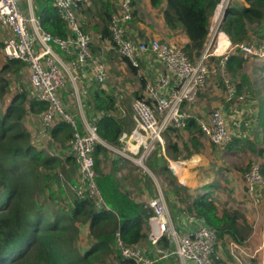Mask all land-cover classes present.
<instances>
[{"label": "trees", "instance_id": "1", "mask_svg": "<svg viewBox=\"0 0 264 264\" xmlns=\"http://www.w3.org/2000/svg\"><path fill=\"white\" fill-rule=\"evenodd\" d=\"M32 1L35 16L45 32L63 40L71 36L67 23L55 7V0ZM79 1V16L84 32L100 36L118 53L110 30L116 14L113 9L115 0ZM148 1L152 8L162 13L170 31H181L188 37L189 42L182 49L188 60L196 65L208 44L212 17L223 0ZM231 1L220 31L228 36L233 46L253 41L264 42V0ZM87 3L90 5L87 6ZM143 3L144 0H132L131 21L138 19ZM82 16L88 20L84 21ZM3 46L0 42V52ZM91 50L95 56L102 58L99 46L93 42ZM57 51L61 53L58 47ZM116 55L122 56L120 53ZM121 58L128 64L129 70L136 74L137 69L125 57ZM246 59L244 56H231L225 65L228 73L235 78L239 76V82L235 84L236 94H241L244 89L254 94L249 77L242 73ZM216 62L220 63L221 60ZM26 70V63L6 57L0 68V264H107L109 261L114 264H134L122 256L116 235L119 234L124 246L142 247L149 231L152 209L147 203L136 201L114 172H105L103 166L109 160L110 152L102 144L96 145L94 167L97 185L109 209L100 211L89 196L78 197L73 190L71 193L64 188L61 175L73 184L77 182L73 176L78 171V165L69 144L73 128L60 120L47 129L49 146L58 147L57 155L34 143L33 135L26 126L27 117L40 115L48 106L32 99L31 89L19 81ZM262 72L264 74V66ZM14 79L18 80L19 89L6 104ZM141 84L142 90L146 83L142 80ZM134 98L145 97L138 91L134 93ZM258 101L256 141L254 144L249 141L245 144L264 160V97ZM86 102L94 115L102 114L97 122L100 139L109 146L121 147V135L130 132L135 125L132 114L127 112L123 115L119 112L118 98L107 92L103 84L95 83L89 88ZM181 131L188 134L187 142H182ZM164 138L167 143L166 155L173 161L189 159L205 147L197 118H189L182 129H167ZM233 141L224 149L230 150ZM251 166L243 171L244 175ZM258 166L264 181V163ZM147 167L167 184L165 199L173 216L176 210L188 213L214 230L217 236L213 258L215 264H222L217 258L220 243L231 241L237 246L247 243L253 227L240 211H222L215 193L210 190L211 186L204 187L201 193L193 194L188 187L177 182L167 168V160L159 156L158 152L152 154ZM143 177L149 184L148 175L142 174ZM53 185L65 197L60 201L59 208L49 211L41 197L53 200L56 195ZM148 188L151 189L150 186ZM83 228L87 229L86 238L91 243L82 248ZM158 247L172 250L165 238Z\"/></svg>", "mask_w": 264, "mask_h": 264}, {"label": "built area", "instance_id": "2", "mask_svg": "<svg viewBox=\"0 0 264 264\" xmlns=\"http://www.w3.org/2000/svg\"><path fill=\"white\" fill-rule=\"evenodd\" d=\"M132 0H122L120 14H115L110 27L118 53L125 57L133 67H139L140 56L151 53L164 63L168 74L160 77L156 86L147 84V97L135 99L132 105L134 127L120 137L121 150L109 146L98 136L97 122L102 114L94 115L91 121L84 119L83 127L69 112L62 101L61 92L71 85L78 106L82 109L83 100L88 96V87L83 84L87 74L96 83L104 84L108 78L103 61L91 50L92 38L84 32L79 16V0H55L61 18L67 23L71 36L66 39L53 38L45 32L34 13L32 0H27L26 9L22 0H0V42L2 52L9 60L26 63L29 71L30 97L47 104V109L39 115L42 132H46L57 121H65L73 128L70 149L78 165V179L71 186L78 197L85 195L93 199L95 207L108 210L99 187L95 172L94 152L97 144L113 149L151 173L146 162L155 151L167 160V168L179 177L181 163L166 155L164 132L169 128L182 129L190 115L181 110L182 104L192 102L198 91L204 87L209 77L205 63L216 55L217 50L206 46L200 61L193 65L177 44L162 43L158 40L135 43L127 38L126 24L131 20ZM57 47L61 53L57 51ZM240 53L251 60L264 63V44L255 41L239 43L221 55V67L228 58ZM226 99L232 101L236 96V85L225 82ZM168 89V90H167ZM203 135L219 149H224L233 135L227 128L221 110H213L208 121H200ZM247 192L256 205L261 203L260 192L264 189L259 166L253 165L244 175ZM153 215L149 219V231L142 247L124 246L117 234V245L122 256L134 264H155L160 259L176 257L182 264H215L217 236L214 230L199 222L189 231L175 228L164 194L159 190L157 196L147 203ZM194 219V217H193ZM165 238L172 250L159 249L156 256L147 255V250L158 247ZM234 244V243H232ZM235 245V244H234Z\"/></svg>", "mask_w": 264, "mask_h": 264}, {"label": "crops", "instance_id": "3", "mask_svg": "<svg viewBox=\"0 0 264 264\" xmlns=\"http://www.w3.org/2000/svg\"><path fill=\"white\" fill-rule=\"evenodd\" d=\"M84 2H88V0H82ZM122 0H115L113 4V9L115 10L116 14H120V5ZM242 1V0H238ZM33 2V1H32ZM27 4V0H26ZM23 5V4H22ZM90 4L87 3V6ZM26 7V5H24ZM26 9V8H25ZM82 19L84 21L88 20L87 17H83ZM222 33V34H221ZM126 34L127 38L135 43H141V42H151L152 40H158L162 43H170V44H177L180 47H184L188 42V37L181 31L172 32L170 31L163 19V15L159 10H156L152 8L148 0H144V3L141 7V12L138 15V19L135 21H129L126 24ZM225 36L228 40L227 47L223 49L222 52L219 53V49H221V36ZM94 43L99 46L100 49V56L103 57L106 61H115L118 60L119 56H117L116 51H113L112 46L108 43V41L101 40L100 36H96V39L94 40ZM233 45L231 44L228 36L219 31L217 41L215 44V50H217L216 55L211 57L209 64L211 67H215L217 64L220 65V63H217L216 60H221V55L231 49ZM234 56H244L240 53L235 54ZM246 59V65L253 60L249 59L248 57L244 56ZM121 58V56H120ZM122 59V58H121ZM214 60V61H213ZM245 65V64H244ZM137 73L133 74V76L138 77V81L140 83V89L142 87L141 81H145V85L154 83L157 85L160 77H162L165 74H168L167 67L164 65L162 61H160L156 55L151 53H144L140 56L139 59V67L136 68ZM222 69H224L222 67ZM213 71V70H212ZM247 72V71H246ZM246 75L249 77L251 84L253 85V79L251 77L250 72L246 73ZM96 82L92 77H90L89 74L83 77V84L89 88H91L92 85H94ZM104 89L107 92L113 93L112 87H105ZM210 88V87H209ZM138 90H134L132 92L133 98L134 93L138 92ZM168 90V89H167ZM254 90V89H253ZM61 98L62 101L67 106V109L69 112H71L79 121V125L82 128L84 119L87 121H91L92 117L94 116V112L91 110L90 106L87 104L86 99L83 100L82 103V109L78 106L75 94L73 93V90L71 88L70 84H67V86L62 90L61 92ZM114 94V93H113ZM141 94L144 96V93L141 92ZM118 98V96H116ZM137 99V98H135ZM260 98L255 94H250L246 89L242 91L241 94H236V96L232 99V101H227L226 99V89L223 90L222 86L218 84H213L210 88V90L207 93H202L199 97L195 98L192 102H189L185 106L186 112L190 115L191 118H197L199 121H208L210 116V110H221L225 116L227 128L229 132L233 135V145L231 150L235 148L236 151L242 153L243 152H249L251 153V149L248 147L247 141L250 143H255V135L257 132V115H258V104ZM118 110L122 111V109L119 106V100H118ZM211 111V112H212ZM82 114L84 115V119L82 118ZM133 117V116H132ZM35 118L38 120L39 128L41 127L39 115H29L27 117L26 125L31 124L32 119ZM28 128V127H27ZM42 131V128H41ZM33 136L35 135L34 132L30 131ZM181 140L182 142H187L189 140L188 134L186 132L181 131ZM208 140V138H207ZM180 142V143H182ZM208 146L212 145L210 141L208 140ZM203 143L206 144V137H203ZM215 147L214 145H212ZM205 147H207L205 145ZM208 148V147H207ZM217 148V147H215ZM110 152V150H109ZM228 152V151H227ZM230 153V152H229ZM231 153H235V151H232ZM209 153L203 152L201 150L198 153L193 154L189 159H183L184 161H192L195 164L198 170L191 171V174H187V163L182 162L180 167V174L179 177L175 176L177 182L185 187H188L190 183L200 184V186H211V191L215 192L220 186L226 187V184H222L216 181H212L211 184H208L207 179L204 178L203 174L201 172V168H204L203 165L211 163L210 160L207 158V155ZM213 158V157H212ZM216 158V157H215ZM217 159V158H216ZM118 160V161H117ZM182 160V159H181ZM181 160L176 162H181ZM108 161H111V169L106 168V163H104V170L106 173L114 172L116 174V177L122 181V184L125 189L129 190L132 194V197L141 203H148L151 199H153L155 196V175L151 170V173H146L150 179L149 184L147 183V180L144 178L142 179L141 172L133 171L128 168L127 165H131L124 156L120 154H115V156L111 157ZM119 162L118 164H116ZM128 163V164H127ZM184 167V168H183ZM235 170H232L230 172L224 171L228 182L233 185L237 186V188L243 186L244 182L243 180L238 178V175L235 173ZM145 173V172H144ZM194 174V175H193ZM194 176V177H193ZM160 177V176H158ZM236 177V180H235ZM162 178V177H160ZM239 181H238V180ZM164 183L163 178L161 179ZM166 186L167 184L164 183ZM220 185V186H219ZM148 186L151 187V189L148 188ZM204 186V187H206ZM232 187V186H231ZM189 189H192L188 187ZM204 189V188H203ZM203 189L199 190V193L203 191ZM151 190V191H150ZM246 190V188L244 189ZM191 191V190H190ZM194 192V191H191ZM246 194V193H244ZM260 199L261 203L259 205H255L254 202H252V198L249 196V198H244L242 196V199H237L238 202H243L242 206L245 207L246 212H243L240 209L235 210L240 211L243 215H245L246 219L250 221L251 223L255 224L256 220L261 217L262 218V224L264 225V189H261L260 192ZM249 200V202H248ZM253 207L258 210V214H253ZM233 207L230 206V204L227 205L226 209H232ZM171 213V212H170ZM173 224L176 229L182 230V231H189L194 229L197 224L200 222L195 217L193 219V216L181 212L179 210L175 211L174 216L171 214ZM252 220V221H251ZM257 223V222H256ZM259 225L258 227L255 226L253 228V232L251 234V237L254 236L255 238L258 237L259 240H262L264 237L261 235L264 233V226ZM250 237V238H251ZM231 242V241H229ZM250 242V239L247 241V243ZM264 242V241H263ZM247 243L244 245L246 246ZM144 246V244H143ZM243 246V247H244ZM145 247V246H144ZM159 249H162L160 247H155L153 250H147V255H150L151 257L156 256L157 251ZM259 257H261V260L264 262V243H262V246L257 249ZM257 253V252H256ZM236 255H232V252H227L226 250L220 248V251L217 250V258L222 261V264H231V259L235 258ZM252 258V257H251ZM238 261L239 259L236 258ZM252 260H249L248 262L243 264H251ZM155 264H182L181 260L176 257H170V258H164L160 259ZM241 264V263H239Z\"/></svg>", "mask_w": 264, "mask_h": 264}, {"label": "rangeland", "instance_id": "4", "mask_svg": "<svg viewBox=\"0 0 264 264\" xmlns=\"http://www.w3.org/2000/svg\"><path fill=\"white\" fill-rule=\"evenodd\" d=\"M230 2H232V1L231 0H223L222 3L220 4V6L218 7L219 9L216 10L215 14L212 17L210 36H209V41H208V45H211V48L215 49V44L217 41L218 33L220 31V25L223 21L224 11L226 10V8ZM22 3H23V5H22L23 8L25 9L24 5H26V0H22ZM90 36L92 38V42L94 43L96 36L93 35L92 33H90ZM255 42H257V41H255ZM261 44H264V42H262ZM4 57H5V55L3 54V52H0V68L2 66V62L4 61ZM100 59L103 61L104 65L107 69V73H108V78L105 81V83L103 84V86L112 87L114 95L118 96L119 106L122 109V111H119V112H122L123 115L124 114L126 115L127 112H130L133 116L132 105H133L135 98H133L132 92L134 90L140 89L139 88L140 83L138 81V77L133 76V73L128 68V64L126 62H124L120 58V56H119V58H117L118 60H115V61L114 60L113 61H106L103 57ZM205 65H206L207 69L209 70V77L207 78V81L204 84V87H202L198 91L195 98L199 97L202 93H207L214 83L218 84L219 86L221 85L223 90H224V89H226V87H225L226 81H230L234 84H237L239 82V76L235 78L231 73H228L226 71L225 67H224V69H222V67L219 66V64H217L215 67H211V66H209L208 62L205 63ZM263 66H264V63L261 62L260 60H253V62H251L250 64L248 63L246 65V63H245V65H243V70H242V73H244V74L250 72L251 77L253 79L252 89H254L253 91H255V94L259 98L264 97V85H263L264 74L262 72ZM19 81L25 87L30 88V80H29V71L28 70H26V73L22 77H20ZM11 85H12L11 93L5 102L6 104L9 103L10 98H12L14 96V94L16 93V91L19 89L18 80L14 79L12 81ZM152 85L156 86V84H154L153 82H152ZM146 86L144 87V89L139 90L142 93H144L145 98L147 97ZM188 103L189 102H185L184 104H182V106H181L182 111L186 112L185 106ZM211 111L212 110H210L209 112L211 113ZM31 123H32V125L28 124L26 126L28 127L29 131H32L35 134L33 136L34 143L38 147L45 148L46 151L48 149H50V151H52L53 153H55L57 155V153L59 151L58 147L53 145V146H51L53 148H51L49 146V140L50 139H49L47 133L42 132L41 127L40 128L38 127L39 126L38 120L33 118ZM78 123H79V121H78ZM203 137H204V135H203ZM208 143L209 142L206 138V144L205 145L208 148L203 147L202 150H203V152L209 153L207 155V158L211 159L210 160L211 163L203 165L204 168L200 169L201 170L200 173H202L204 178H206L207 181H209V182H207L208 184H211L212 181L214 180L217 182V184H219L218 182H220L222 184L224 183L227 185L226 187L219 185L220 187L214 192L216 195L215 197L217 198L218 204L220 206V209L222 211L224 209H226L228 204H230V206L233 207L232 209H234V207H235L236 209H240L243 212H246L245 207L242 206L243 202L237 201V199H239V197H240V199H242V196H243L244 198L247 199L250 196L247 192L243 171L246 170L247 167L250 165H252V166L253 165H257V166L261 165V163H264V160L261 159L253 151H251V153L243 152V151H242V153H240V152L236 151L237 149L235 150V148L233 150H231V149L227 150V148L226 149H219V148L213 147L212 145L208 146L209 145ZM117 148L119 150H121L122 145H121V147H117ZM232 151H235V153H231ZM117 153H118V151H115L113 149L110 150L111 157L115 156V154H117ZM151 157H152V155L148 158L146 165H148V161L150 160ZM128 161L131 164V165H127L130 170L136 171L135 169H137V170L140 169L138 172H141L142 174L148 173L142 167H140L138 164H136L130 160H128ZM182 162L187 163V166H186L187 174L188 173L191 174L192 173L191 171L194 172V170H198V168H195L196 167L195 165H198L199 163L194 165L193 161L191 163L190 161H184L183 159L181 160L180 163H182ZM106 168L107 169L112 168L111 161H107ZM232 170H235L236 171L235 173L238 175V178L240 180L241 179L243 180V182H244L243 186L237 188V186L234 185V188H233V185H231L228 182V179H227L228 176L226 177L224 171L230 172ZM73 177L75 180L78 179V171L75 174V176H73ZM161 179L162 178H160L158 176L155 177V179H154L155 185H156L155 191H154L155 196L158 194L159 190H161L165 196V189L166 188H165V185ZM235 180H236V177H235ZM61 184L64 186L65 189L69 190L71 193L73 192L72 188H71L73 183L70 182L67 178H64L62 175H61ZM206 185H204V186H206ZM204 186H200V184L197 185L193 182L188 185V187L192 188L190 190L194 191L192 193L195 195L199 192L200 189H203ZM245 188H246V190H244ZM53 189L56 193L53 200L48 199L46 196L41 197V199H42L41 201L45 204L47 210H49V211L59 208L60 201L65 197V196H62L58 192V187L56 185H53ZM244 193H246V194H244ZM248 202H249V200H248ZM252 202H254V201H252ZM257 212H258V210L253 207V214L256 215ZM247 222L253 228L255 226L258 227L259 225H261V226L263 225L261 217H259L256 220L257 223L254 222L255 224L251 223L248 220H247ZM86 234H87V229L83 228L81 237H82V239H84L83 240L84 242L81 245L82 248L88 246L91 243V240L86 238ZM261 235L264 237V233ZM250 237H251V235H250ZM250 237H249L250 242H248L247 245L244 247L243 246H237V245L232 244L229 241H226V242L220 243L217 250L220 251V248H222V249L226 250L227 252H232V255H236V257L234 259L233 258L231 259V261H230V263L232 262L231 264H239V263L243 264V263H246V261L248 262L249 260H252L251 264H264L263 260H261V257H259L258 251H256L257 249H259L260 246H262V243H264L263 242L264 238L262 240H259L258 237L257 238H255L254 236H252L251 238ZM236 258H238L239 261ZM107 264H114V262L109 261Z\"/></svg>", "mask_w": 264, "mask_h": 264}, {"label": "bare ground", "instance_id": "5", "mask_svg": "<svg viewBox=\"0 0 264 264\" xmlns=\"http://www.w3.org/2000/svg\"><path fill=\"white\" fill-rule=\"evenodd\" d=\"M219 9V8H218ZM222 34V33H221ZM227 45H229L228 44V40H227V38L225 37V36H221V49H219V53L220 52H222L223 51V49L225 48V47H227Z\"/></svg>", "mask_w": 264, "mask_h": 264}, {"label": "water", "instance_id": "6", "mask_svg": "<svg viewBox=\"0 0 264 264\" xmlns=\"http://www.w3.org/2000/svg\"><path fill=\"white\" fill-rule=\"evenodd\" d=\"M226 10L224 11V16H223V20L225 19V17H226Z\"/></svg>", "mask_w": 264, "mask_h": 264}, {"label": "clouds", "instance_id": "7", "mask_svg": "<svg viewBox=\"0 0 264 264\" xmlns=\"http://www.w3.org/2000/svg\"><path fill=\"white\" fill-rule=\"evenodd\" d=\"M219 6H220V5H219ZM219 6H218V7H219ZM217 9H218V8H217Z\"/></svg>", "mask_w": 264, "mask_h": 264}]
</instances>
